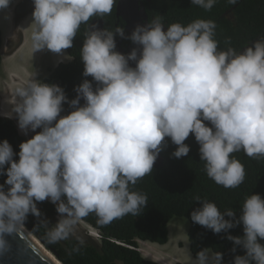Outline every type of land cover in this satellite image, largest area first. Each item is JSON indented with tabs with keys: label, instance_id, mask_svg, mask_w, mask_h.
<instances>
[{
	"label": "clouds",
	"instance_id": "clouds-1",
	"mask_svg": "<svg viewBox=\"0 0 264 264\" xmlns=\"http://www.w3.org/2000/svg\"><path fill=\"white\" fill-rule=\"evenodd\" d=\"M116 2L33 0V53L49 51L59 64L67 63L65 50L74 46L81 25H88L80 47L84 79L69 99L60 85L35 73L17 87L10 113H4L23 134L34 135L19 144L18 153L7 139L0 141V175L6 176L0 184V255L29 214L52 243L68 239L89 214L101 226L140 215L148 197L134 186L152 174L168 139L176 146L171 155L179 159L190 152L185 141L193 135L204 172L224 188H237L245 179L233 153L264 158V34L241 48L220 49L211 19L166 26L155 16L130 34L123 26L111 30L90 23L110 15ZM215 3L191 0L206 11ZM11 4L0 0L5 19H11ZM117 35L135 45L127 54L116 49ZM65 104L70 110L62 115ZM45 200L55 205V224L41 219L37 203ZM194 201L200 206L190 213L193 223L227 233L234 253L244 250L228 264H264L261 194L246 195L239 215L200 196ZM238 225L243 235H231L228 230ZM195 261L225 264L223 254L209 248L200 249Z\"/></svg>",
	"mask_w": 264,
	"mask_h": 264
},
{
	"label": "trees",
	"instance_id": "trees-1",
	"mask_svg": "<svg viewBox=\"0 0 264 264\" xmlns=\"http://www.w3.org/2000/svg\"><path fill=\"white\" fill-rule=\"evenodd\" d=\"M144 1L149 20L160 16L166 25L173 22L186 25L197 18L213 20L216 24L215 38L220 49H225L229 44L241 48L264 34V0H236L235 4L228 3V0H216L210 11L192 5L191 0ZM117 3L118 0L111 14L103 17L105 28L114 30L119 25L125 29L124 20L116 14ZM99 18L101 17H94L91 22ZM87 27L88 25H81L73 41L74 46L66 50L73 60L50 69V73L42 79L44 82L60 85L69 99L76 95L74 86L84 79L80 47ZM125 33L127 34L126 29ZM115 38L121 37L117 35ZM121 39V46L126 51L134 46L130 40ZM2 46L3 34L0 29V67L3 63ZM64 108L62 115L70 110L67 104ZM4 139H7L14 152L18 153L19 144L28 138L19 131L13 119L0 116V141ZM185 143L190 146V152L178 159L171 155L176 146L168 139L167 145L161 150L165 158L164 165L154 167L152 174L143 177L134 186V190L145 193L148 197V204L140 215H126L103 226L97 224L94 213L81 219L98 231L99 243L92 240L81 242L72 236L52 243L48 240L47 229L38 218L29 214L24 223L43 240L47 248L57 254L63 264H160L142 255L138 241L166 244L169 240L170 221L176 216L186 217L190 221L188 238L192 255L196 257L200 249L209 248L214 253L221 252L223 261L228 264L235 255H243L244 250L237 247L234 253L233 242L226 238L227 233L214 234L210 229L192 222L190 213L200 206L199 202L194 201V197L200 196L215 202L222 212L231 208L239 215L246 195L253 192L264 197V158H249L243 151L233 153L232 155L244 165L245 179L237 188H224L204 172L203 162L199 160V145L194 136L190 134ZM15 158L18 159V156ZM5 179V175H0V184H3ZM37 207L41 211V219L57 215L55 205L50 201L38 202ZM228 231L233 236H240L243 235V226L238 225ZM261 243H264V240Z\"/></svg>",
	"mask_w": 264,
	"mask_h": 264
},
{
	"label": "crops",
	"instance_id": "crops-1",
	"mask_svg": "<svg viewBox=\"0 0 264 264\" xmlns=\"http://www.w3.org/2000/svg\"><path fill=\"white\" fill-rule=\"evenodd\" d=\"M16 25H19V23L7 19L6 23L3 26L4 29L3 30L1 29L3 34V39L5 40V38H10V40H12L13 45L17 42V32H16L17 30L15 31ZM19 30L21 31L20 32L21 37H26V39L24 43L21 44L22 46H20L18 50H16L8 59H4L5 56L4 53L7 52L8 43L4 42L2 46V54H3V63H2L3 72L1 71L2 83L4 85V90H6L8 94L7 96H5V98L12 99L9 102V104H6V107L4 106L6 108L7 113H10L11 103L15 99V90L17 89V87L25 84L29 80V78L32 77L35 73H36V78L39 79L38 75L44 69L43 65H38V64L33 65L34 53L32 49L31 39H30V43L28 41V38L31 33H29V31H27L25 28H19ZM24 34H26V36ZM20 56L27 58L25 60L20 61L18 60ZM52 68L54 67L49 68V73H50V69ZM0 116L6 117L4 114H1ZM12 119L15 120V122H17L15 118ZM19 131L21 132V130ZM28 134L31 135L33 133L30 132ZM28 134L27 135L23 134V135L26 136L27 138H30L28 137ZM170 223L168 226L169 240L166 244H159L151 241L139 240L138 245L140 252L145 258L157 261L160 264H196L195 257L192 255L190 250V244L188 245L187 241L186 244H184V242H181L180 239L177 238L175 234L171 232ZM210 251L212 252V250Z\"/></svg>",
	"mask_w": 264,
	"mask_h": 264
},
{
	"label": "rangeland",
	"instance_id": "rangeland-1",
	"mask_svg": "<svg viewBox=\"0 0 264 264\" xmlns=\"http://www.w3.org/2000/svg\"><path fill=\"white\" fill-rule=\"evenodd\" d=\"M31 0H12V4L10 5V12H11V19L18 22L19 25L15 26V31L17 32V42L13 45L12 40L10 38L3 39V43H8L7 52L4 53V59H8L20 46L24 43L26 37H21L19 28H25L29 33L32 31V25L31 23V13L33 11V4H31ZM7 19L4 18V13H0V29H4L3 26L6 23ZM18 28V29H17ZM27 33V32H26ZM23 34V33H22ZM26 36V34H24ZM23 35V36H24ZM28 41L30 42V36L28 38ZM12 45V46H11ZM67 53V52H66ZM67 56L69 59H63L64 61H69L70 56L67 53ZM27 57L20 56L18 60L22 61L25 60ZM59 64L58 58L52 54L49 51H40L34 53L33 58V65H43L42 72L38 75V78L42 80L45 76L49 73V68L57 66L56 64ZM3 65L0 67V115L1 114H9L6 112V104H9V102L12 100L10 98H5L7 96L6 90H4V85L2 83V70ZM2 71V72H1ZM4 99V100H3ZM5 106V107H4ZM15 121V120H14ZM17 125V122H15ZM39 131V129H37ZM30 133V132H29ZM33 133V132H32ZM33 134H28V137H31ZM46 219L50 222V224H55L58 219V214L55 216H47ZM169 226V225H168ZM171 232L175 234L177 238L180 239L181 242H184L186 244V241L189 245V238H188V230L190 227V221L186 217L176 216L172 219L170 223ZM91 227L89 224L84 222L83 220H80L74 227L73 231L70 236L77 238L81 242H86L89 240H92L96 243L100 242V234L97 230L96 233L98 235H92L90 233ZM213 252V251H212ZM188 261V259H187Z\"/></svg>",
	"mask_w": 264,
	"mask_h": 264
},
{
	"label": "water",
	"instance_id": "water-1",
	"mask_svg": "<svg viewBox=\"0 0 264 264\" xmlns=\"http://www.w3.org/2000/svg\"><path fill=\"white\" fill-rule=\"evenodd\" d=\"M31 1V4H33V0ZM116 7L117 16L122 18L125 22L127 34H130L137 24H143L149 20L144 0H118ZM91 23L97 25L99 28H104L105 24L103 18L94 19ZM121 44L122 39H116V49L124 54H127L135 46L134 45L126 51L122 48ZM81 103H83V100H81ZM164 161L165 158L162 155V152H160L154 167L163 166ZM26 229L30 231L32 235H35L25 224L13 236L7 237L11 247L6 253L0 255V264H57L45 253L42 248L36 244V242L26 232ZM35 237H37L46 247L41 238L36 235ZM47 249L54 254L61 264H63L55 252L49 248Z\"/></svg>",
	"mask_w": 264,
	"mask_h": 264
},
{
	"label": "bare ground",
	"instance_id": "bare-ground-1",
	"mask_svg": "<svg viewBox=\"0 0 264 264\" xmlns=\"http://www.w3.org/2000/svg\"><path fill=\"white\" fill-rule=\"evenodd\" d=\"M30 43V42H29ZM30 45V44H29ZM33 58V57H32ZM35 67V66H34ZM27 73V72H26ZM21 76V75H20ZM91 230H90V233L92 234V235H98L97 233H96V231L94 230V228H90ZM26 232L30 235V237L36 242V244L40 247V248H42L44 251H45V253L48 255V256H50L57 264H61L58 260H57V258L54 256V254L50 251V250H48L44 245H43V243L37 238V237H35V235H32L31 234V232L30 231H28L27 229H26Z\"/></svg>",
	"mask_w": 264,
	"mask_h": 264
},
{
	"label": "flooded vegetation",
	"instance_id": "flooded-vegetation-1",
	"mask_svg": "<svg viewBox=\"0 0 264 264\" xmlns=\"http://www.w3.org/2000/svg\"><path fill=\"white\" fill-rule=\"evenodd\" d=\"M165 24V23H164ZM166 25V24H165ZM167 26V25H166ZM115 39H121V38H115ZM132 48V47H131ZM130 49V48H129ZM66 51V50H65ZM67 52V51H66ZM68 53V52H67ZM69 55V54H68ZM70 56V55H69ZM73 60V58L70 56V60L68 61V62H70V61H72ZM59 64H57V66H58ZM55 68V67H54ZM53 69V68H52Z\"/></svg>",
	"mask_w": 264,
	"mask_h": 264
}]
</instances>
